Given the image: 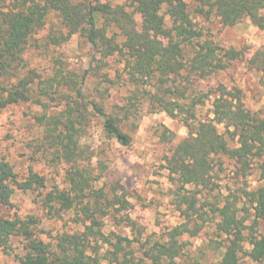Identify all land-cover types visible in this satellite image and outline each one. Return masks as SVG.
<instances>
[{
    "label": "trees",
    "instance_id": "obj_1",
    "mask_svg": "<svg viewBox=\"0 0 264 264\" xmlns=\"http://www.w3.org/2000/svg\"><path fill=\"white\" fill-rule=\"evenodd\" d=\"M192 2L191 6L186 0H124L117 5L111 0H0V111L24 103L46 111L43 96L53 98L64 85L72 91L64 95L69 100L66 111L35 116L43 128V146L54 150L58 162L70 165L66 187L51 186L33 168L20 177L14 164L0 158V205L13 208L17 193H37L36 202L50 218L71 213L74 225L53 234L35 215L0 213V247L17 264H183L186 243L182 237L195 236L208 222L224 237L211 241L218 251L215 264H242L241 260L264 264L260 226L264 186L249 188L245 181L253 168L264 180V116L247 105L237 86L220 84L210 91L208 97L214 99L207 116L198 111L206 105L207 93H189L195 78L204 80L237 60L245 61L264 82V46L253 51L222 48L205 38L196 21L217 17L224 27H233L248 19L264 30V0ZM51 15H56L60 27L48 35L50 44L60 47L78 34L94 51L96 64L91 70L100 72L111 63L123 65L127 81L135 86L129 104L121 109L123 114L107 113L96 101L88 100L73 77L65 84L58 77L41 80L31 69L21 73L25 53ZM141 96L150 101L153 112L180 118L189 130L166 157L165 168L176 186L174 204L183 220L163 241H142V228L124 217L130 209L124 189L94 188L95 177L89 168L81 167L90 158L80 143L90 109L102 119L108 139L130 147L132 137L122 124L136 118L138 106L132 100ZM167 138L172 141L173 135ZM227 162L244 185L227 188L226 195L218 181ZM129 219V226L138 232L134 239L108 229V220L122 225ZM194 220L201 223L192 228ZM200 258L189 264H202Z\"/></svg>",
    "mask_w": 264,
    "mask_h": 264
},
{
    "label": "rangeland",
    "instance_id": "obj_2",
    "mask_svg": "<svg viewBox=\"0 0 264 264\" xmlns=\"http://www.w3.org/2000/svg\"><path fill=\"white\" fill-rule=\"evenodd\" d=\"M186 1L193 5L192 0ZM111 3L122 4L124 0H111ZM137 19L141 21L139 16ZM196 21L205 38L211 39L222 48L240 50L248 47L253 51L264 46V30L258 29L248 19L233 27H224L217 17L209 20L196 18ZM59 27L56 15H51L43 31L32 40L34 46L25 53L21 73L24 75L31 69L41 75V80L58 77L63 83L67 78L73 77L79 82L78 88H82L88 100L96 101L107 113L117 111L123 114L122 107L129 104L135 91V86L127 81L123 65L111 63L100 72L91 70L96 64L92 58L94 51L78 34L71 36L60 47L49 43L48 35ZM249 53L251 52L247 55ZM220 84L229 88L240 87L247 105L264 116V82L258 73L247 67L245 61L240 60L232 62L225 70L212 73L204 80L194 79L189 93H207L206 105L198 107L201 115L210 114L214 97H208V94ZM145 88L150 90L154 87ZM57 92L53 98L42 97L48 105L46 111H43L41 106L29 103L12 105L0 111V158L6 157L14 164L20 177L27 175L29 169L33 168L45 176L51 186L59 183L61 187H66L68 183L64 179L70 165L58 162L54 150L43 146V128L35 119V116L42 113L52 116L68 109L69 100L64 95L72 94L70 87L60 86ZM132 101L138 106L136 118L133 117L129 122L122 124L123 130L132 137L130 147L108 139L104 133L102 119L89 108L91 112L87 115L85 132L80 143L90 158L82 162L81 167L89 168L95 177L94 188H104L106 192L112 191L113 188L124 189L130 202V209L124 212V217H129L142 228V241H163L167 232L183 220L181 212L176 210L174 204L176 186L169 170L165 168L166 157L178 142L188 136L189 130L180 118H172L166 112H153L150 101L142 96L138 101ZM165 133L170 137L173 135L172 141H169L167 136L165 140ZM224 168L221 181L218 182L227 195V188L235 189L244 185V179L239 184V179L234 176L228 162L224 164ZM245 181L249 188L264 186V180L260 179L256 168H253ZM36 195L37 193L19 192L13 199L14 207L6 208L0 205V213L11 217L35 215L42 220L44 228L51 230L53 234L74 227L71 213L63 214L61 218H50L44 207L36 202ZM130 219L122 225L112 224L108 220V229L134 239L138 232L129 226ZM196 223L201 221L194 220L190 226L193 228ZM260 226L264 233V221ZM223 238L218 236L216 226L211 222L202 225L195 236L185 234L181 239L186 243L184 263L189 264L195 258L202 257V264H215L218 251H214L216 244H211V241H221ZM241 262L248 264L246 260ZM0 264L17 263L13 255L3 252L0 247Z\"/></svg>",
    "mask_w": 264,
    "mask_h": 264
}]
</instances>
